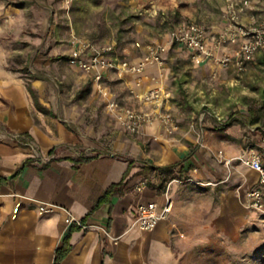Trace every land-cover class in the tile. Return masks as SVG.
Masks as SVG:
<instances>
[{"label": "crops", "instance_id": "1", "mask_svg": "<svg viewBox=\"0 0 264 264\" xmlns=\"http://www.w3.org/2000/svg\"><path fill=\"white\" fill-rule=\"evenodd\" d=\"M204 24L216 31L222 20L215 26ZM16 26L8 25L6 30L13 31ZM65 45L67 60L69 47ZM135 51L138 53L133 52L132 59L140 54ZM76 68L108 115L105 100L94 89L90 75ZM165 70L166 66L161 71L148 67L147 77L136 91L159 85L168 88ZM105 76L114 98L129 107H147L134 96L132 102L123 101L113 86L115 78L129 90L135 75L119 77L108 71ZM29 86L44 110L35 104ZM47 87L42 78H25L10 66L5 42L0 38V264H53L55 251L66 235L70 249L58 264H180L175 246L182 242L178 236L181 232L172 213L178 182L190 184L186 179L192 178L218 185L237 177L239 185L246 187L244 197L256 184L255 171L244 166L245 174L238 177L231 163L227 166L212 156L218 150L226 158L255 151L264 162V153L256 147L243 151L241 146L233 148L222 139L214 130V120L221 123V119L213 113L207 114L201 125L192 120L187 127L170 111L171 97L163 109L174 116L179 127L168 139L152 140L160 129L157 121L144 125L140 133L130 134L110 117L117 133L103 142L100 133L84 125L72 110L57 113L47 100ZM200 128L201 145L197 135ZM2 131L24 133L38 143L41 151L54 148L61 153L47 164L36 163L25 148L2 136ZM245 142L264 146V142H253L250 137ZM87 150L82 156L74 154ZM138 183H144L139 191L135 190ZM167 196L173 202L168 216L154 229L140 230L134 223L136 204L153 201L161 209ZM16 199L20 200L18 208L14 207ZM39 202L52 203L56 210L40 213ZM67 213L76 220L83 219L86 227L71 229L72 224L64 222Z\"/></svg>", "mask_w": 264, "mask_h": 264}, {"label": "rangeland", "instance_id": "2", "mask_svg": "<svg viewBox=\"0 0 264 264\" xmlns=\"http://www.w3.org/2000/svg\"><path fill=\"white\" fill-rule=\"evenodd\" d=\"M223 8L224 0H0V38L12 68L47 82V100L57 113L72 110L105 142L117 131L90 84L65 59L70 33L130 47L135 41L165 39L170 27L185 20L215 26ZM8 25L17 26L10 31ZM165 66L169 109L181 124L209 109L221 119L214 120V130L233 148L264 153V146L245 142L247 137L264 142V52L243 72H213L194 66L184 48L171 45ZM113 86L123 101L132 102V93L115 78ZM237 157L231 165L242 177L244 165ZM236 178L211 186L178 182L172 213L181 232L182 242L175 246L180 264H264V215L244 205L246 187Z\"/></svg>", "mask_w": 264, "mask_h": 264}, {"label": "built area", "instance_id": "3", "mask_svg": "<svg viewBox=\"0 0 264 264\" xmlns=\"http://www.w3.org/2000/svg\"><path fill=\"white\" fill-rule=\"evenodd\" d=\"M221 20L222 25L216 31H210L203 22L195 19L181 21L170 27L164 40L156 38L135 41L130 47H119L114 40L96 41L71 32L67 60L90 75L94 89L105 100L108 115L124 130L130 134L140 133L144 125L157 121L160 129L151 138L155 141L166 140L179 127L174 116L163 109L164 103L172 97L171 91L161 85L138 92L136 89L141 86L143 78L147 77L145 70L148 67H155L159 71L165 67V54L171 45L184 48L194 64H207L213 72L222 68L243 72L257 53L264 52V0H224ZM135 50L140 54L137 59H132ZM108 71L119 77L135 75L134 86L129 91L147 107H129L114 98L106 81L105 73ZM207 114L212 113L203 109L195 122L201 125ZM202 130L200 128L197 133L200 145ZM1 134L10 142L25 148L28 156L39 164H47L61 153L54 148L41 151L34 139L21 132L2 131ZM87 152L88 150L74 151V154L82 156ZM216 157L227 166L232 161V158L224 157L221 150L217 151ZM237 158L244 166L257 173L256 184L245 193L244 205L264 215V162L255 151ZM186 181L204 186L216 184L213 181H197L192 178H187ZM142 187L143 183H138L135 190L139 191ZM172 203L168 196L161 209L153 201L137 203L135 225L143 231L154 229L160 220L168 216ZM19 206L20 200L16 199L14 207ZM37 209L40 213H52L56 210V205L39 202ZM64 222L86 227L85 223L76 220L70 213H67Z\"/></svg>", "mask_w": 264, "mask_h": 264}, {"label": "trees", "instance_id": "4", "mask_svg": "<svg viewBox=\"0 0 264 264\" xmlns=\"http://www.w3.org/2000/svg\"><path fill=\"white\" fill-rule=\"evenodd\" d=\"M29 91L31 92L34 100H35V104L37 105V107L41 110H44L43 107H41L38 102H37V99H36V96H35V93L33 91V89L29 86ZM81 222H84L83 219H81ZM80 226L76 225L75 223H72L71 225V229L72 228H79ZM70 249V245L68 243V235H66L64 238H63V244L61 247L57 248L56 251H55V256H54V261H53V264H58L59 261L63 258V256L69 251Z\"/></svg>", "mask_w": 264, "mask_h": 264}]
</instances>
